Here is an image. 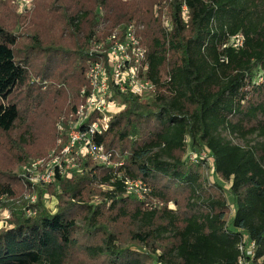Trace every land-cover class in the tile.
Listing matches in <instances>:
<instances>
[{
    "label": "trees",
    "instance_id": "16d2710c",
    "mask_svg": "<svg viewBox=\"0 0 264 264\" xmlns=\"http://www.w3.org/2000/svg\"><path fill=\"white\" fill-rule=\"evenodd\" d=\"M163 1L38 0L47 15L39 20L54 22V40L43 32L24 38L0 25V145L19 151L22 162L24 137L11 141L26 123L17 99L25 92L30 105L31 69L40 55L72 57L62 76L77 106L95 44L134 26L156 88L150 103L117 96L126 108L96 138L123 165L86 162L81 175L58 176V212L40 207L34 217L13 215L0 231V264H264V0H172L167 28L154 13L156 7L161 15ZM240 35L243 44L234 47ZM47 71L48 64L43 77L53 78ZM188 149L208 150L229 190L218 182L221 190L209 194L200 166L182 159ZM0 176L9 178H0L1 206L14 194V178ZM126 180L147 185L144 201L125 196ZM93 188H105L100 204L87 202ZM122 223L130 231L125 242L114 230Z\"/></svg>",
    "mask_w": 264,
    "mask_h": 264
},
{
    "label": "rangeland",
    "instance_id": "374dc122",
    "mask_svg": "<svg viewBox=\"0 0 264 264\" xmlns=\"http://www.w3.org/2000/svg\"><path fill=\"white\" fill-rule=\"evenodd\" d=\"M172 0H164L161 6V15L158 14V9L155 7L154 13L159 15L163 26L166 28L170 25L168 21V6ZM17 0H0V25L8 28V30L13 31L15 34L22 35L27 38L34 32L46 33V37L49 40H54L57 36V32L53 31V25L50 19L39 20L42 17L47 16L44 12L43 5L38 2V0H33L32 5L28 10H20ZM157 11V12H155ZM20 17H24L19 20ZM51 17H54L51 15ZM22 23V24H21ZM26 29H28L26 31ZM54 33V34H53ZM20 47L23 48V44L26 43L25 39L22 40ZM24 50H22L23 52ZM21 52V53H22ZM23 54V53H22ZM21 54V55H22ZM71 56L65 58L61 54H56L50 58L40 55L34 65L35 68L31 69V84L34 85V94H31L28 103L30 105H25L24 94L18 96V103L20 104L21 110L23 112V118H25V126L19 129L14 135L12 142H18L23 136L26 145L22 144V150L24 154L20 157L26 159L24 162L20 161L17 154V150L5 149L0 145V174H11L14 179L12 181L14 194L12 197H3L1 199L3 205L0 206V231H3L9 227V223L13 218V215L29 218L25 215L26 209H32L33 213H37L41 208L46 209L49 213L55 214L58 212L60 203V196L62 194L61 184L58 182L52 183L47 186L34 185L32 182L25 178V169L37 161L49 162L51 159V154L57 149L60 139L59 133V123L63 117H67L71 114L72 109L75 107L76 102L74 101V95L70 88L66 85L63 73L65 70H69L71 63ZM48 64V74L53 78L47 79L43 77V71L45 65ZM63 75V76H62ZM62 81V82H61ZM258 81V80H257ZM68 84V83H67ZM52 91V94H50ZM39 101L38 104L37 101ZM152 100H140L141 103H150ZM122 112V111H121ZM121 112H116L119 114ZM114 114V115H116ZM114 117V116H113ZM224 136L233 141L235 144L244 146L245 143L236 137H232L227 133ZM5 140V139H4ZM3 140V141H4ZM256 137L251 138V141H256ZM190 143V142H189ZM4 144H7L4 142ZM21 144V142H20ZM59 150V148H58ZM183 161L188 164L195 166H200L201 175L204 177L205 186L208 187L209 194L217 193L221 189H218L217 183L219 182L224 190H229L230 184L223 182L220 178L215 175L213 159L210 156L208 150H202L197 153H193L190 149L182 157ZM81 175V174H76ZM2 181L9 179L7 177L0 176ZM99 188H93L94 192L87 197V202L89 205H97L104 201L101 196V191L105 190ZM182 198V205L184 207L187 202V196L184 195ZM159 206H163L162 203ZM41 207V208H40ZM169 208L172 210H177L178 206L175 202H170ZM38 209V210H37ZM180 209V208H179ZM36 215V214H34ZM33 215V217H34ZM234 215V209L230 206V210L227 219H231ZM32 217V216H31ZM80 225H83L80 222ZM113 225H110V227ZM119 237L123 238V242L128 241V227L126 224H119L114 228ZM128 246H135L137 244H131V242L126 243ZM142 249V248H140ZM147 251L146 249H142ZM79 264V263H74Z\"/></svg>",
    "mask_w": 264,
    "mask_h": 264
},
{
    "label": "built area",
    "instance_id": "2783aa9c",
    "mask_svg": "<svg viewBox=\"0 0 264 264\" xmlns=\"http://www.w3.org/2000/svg\"><path fill=\"white\" fill-rule=\"evenodd\" d=\"M32 2L17 0L21 11L28 10ZM183 11L186 13V8ZM231 43L234 47H241L243 37L237 36ZM91 55L95 56V60L86 73L87 87L80 91L82 103L60 120L62 139L57 149L52 152L49 162L37 161L25 169V178L34 185H51L56 183L58 176L72 179L76 174L83 173L86 162L110 169L122 166L123 160H114L118 154L98 144L96 138L109 130L114 114L126 108L117 96L152 100L156 94L154 84L148 79L147 49L134 26L116 29L105 43L95 44ZM125 185V196H134L139 201H144L150 193L141 180H126ZM24 214L31 217L36 213L26 209ZM247 254L252 256L253 251Z\"/></svg>",
    "mask_w": 264,
    "mask_h": 264
}]
</instances>
